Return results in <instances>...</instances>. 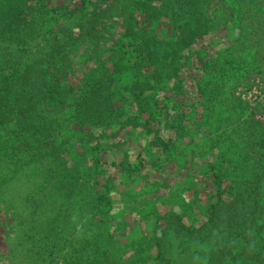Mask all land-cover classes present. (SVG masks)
Wrapping results in <instances>:
<instances>
[{"label": "rangeland", "instance_id": "rangeland-1", "mask_svg": "<svg viewBox=\"0 0 264 264\" xmlns=\"http://www.w3.org/2000/svg\"><path fill=\"white\" fill-rule=\"evenodd\" d=\"M233 2L0 0V61L14 60L16 51L26 58L36 54L34 62L50 57L39 67L27 61L24 69H11L24 79V88L51 98L55 113L64 98H89L85 127L74 130L71 147L58 123L54 131L33 117L35 108L26 121L9 122L3 151L21 147L27 134L41 143L26 154L23 168H0V264H242L246 229L252 226L257 232L248 246H264V226L255 225L264 214V177L253 183L264 154V62L249 48L247 28L252 15L264 17V0L254 1L261 11L243 7L239 20ZM136 23L147 32L128 35ZM237 38V54L252 64L241 63L221 79L200 57L224 52ZM137 77L152 87L142 120L135 97L125 90ZM159 100L164 116L152 130L172 137L178 150L171 156L150 146L155 134L141 126ZM112 112L106 129L96 127ZM176 121L186 134L173 132ZM88 131L100 141V173L96 149L83 145L89 144ZM140 153L145 164L139 171L116 167L138 163ZM214 166L222 169L226 191L219 220L205 227L220 200L209 179ZM104 189L111 207L100 211L97 199ZM181 218L204 231L189 235L178 224Z\"/></svg>", "mask_w": 264, "mask_h": 264}, {"label": "trees", "instance_id": "trees-1", "mask_svg": "<svg viewBox=\"0 0 264 264\" xmlns=\"http://www.w3.org/2000/svg\"><path fill=\"white\" fill-rule=\"evenodd\" d=\"M233 4L231 6H237V10L234 11V15L236 20L240 19V16L242 15L241 10L243 7L246 8H252L253 6H256V10L261 11V8H257V4H255V0H233ZM262 13L264 14V3L262 4ZM252 15L250 24H248L247 28L249 29L250 36L248 39L249 48L255 47L259 52V59L264 62V17L255 19ZM229 20V18H228ZM262 20V21H261ZM241 24V21L239 22ZM137 24H132L126 29V33L130 36H135L136 33H144L147 32L145 28H141L140 26L137 27ZM245 29V28H243ZM248 32V33H249ZM240 40V41H239ZM241 38L234 39L232 44H230V47L225 50L224 52H219L217 54H214L213 56L205 58V56L201 55L200 60L207 65L209 64V67L213 70H217L218 73H221V79L226 77V75L229 72H237L240 68V66L244 67V64H247V66H251L252 60L248 59L247 56H244L243 54H237L238 49L241 48ZM138 46V45H137ZM139 48V46H138ZM137 49V47H136ZM140 49V48H139ZM13 51V50H12ZM138 51V50H137ZM242 51V50H241ZM18 52H20L18 50ZM13 53V52H11ZM36 55V54H35ZM33 55L32 57H34ZM142 51H140L137 54V61L139 57H141ZM25 56H22L17 53L14 55V60H4L0 61V90L5 91V94L7 91H11L13 95H16V97H23V98H3L4 94H0V168H2V172L7 171V169L10 167L11 164H14L13 166H20L19 168H23V165L26 161V158L28 157L26 154L30 150H38L40 147L41 140H35L36 134H27V138L25 141H22L21 147L16 148H8L11 149V152L3 151V144L4 140L3 138L6 137V132L8 131V127L10 125V121L14 118H17L19 122L26 121L27 119L31 118V109L35 108L36 110L32 113L33 117L37 116L41 121L44 122V125H47V128L51 129L53 128L55 131L56 125L59 126V134H63L65 139V144L68 147L72 146L71 138L74 136V130L80 129L82 127H85L84 125V110L85 105L88 103L89 98H85V93H83V98H79L78 100L72 99L69 100V98H64V105H62V108H60L57 113L50 110L49 102L51 98H37V96L33 93V87L24 88V79L23 78H16L17 72L15 70H11L16 68L17 66H20L22 69H24L23 64L29 61L32 63V66H41L44 65V62L48 60L50 57L47 56H38V59L36 62H34V58ZM10 63L12 65H10ZM140 61L135 63V66H140ZM241 63H244L243 65ZM27 65H31L28 64ZM28 68V66H27ZM26 70V69H25ZM10 74L11 79L7 78L9 77L6 73ZM27 72L25 73V75ZM9 81V84H8ZM19 82V83H18ZM91 82H89L90 85ZM209 85H212L209 84ZM42 91L45 93V86L44 85H37ZM128 89L130 94L135 97L134 99L137 102L138 110L140 111V119L142 120V115L144 112H146L147 108L144 104L146 101V92L152 90V87L150 84H148L147 80H140L138 77L135 81V83H132L131 85L126 86L125 90ZM16 90V91H15ZM46 94V93H45ZM30 96L31 98H28ZM69 101V102H68ZM161 100H159L158 103V110H154V112L151 110L149 113L148 119L145 120L143 123H141L142 128L144 130H147L148 133L153 132L155 134V139L150 142V146H153L154 148H160L163 150L164 153L173 155L177 152V147L175 146L172 137H167L165 134H160V130L157 129L156 131L152 130V124L154 123H160L162 121V118L164 116V110H163V104L160 103ZM52 104V103H51ZM162 105V106H161ZM115 118L113 116V112L110 113L108 116V119L103 121L101 124H96V127L100 126L99 128L106 129L110 123V121ZM136 120V118H133ZM155 119H158L156 121ZM58 123V124H57ZM132 121L129 119L127 122L124 123V126L131 124ZM19 126V124H17ZM99 128H92L93 130H97ZM171 129L176 134L183 133L186 134L185 130L186 127L182 122L176 121L175 125L171 124ZM78 131V132H79ZM72 132V133H71ZM75 135H77V133ZM45 136V134H42V137ZM86 137L87 143L89 144H83L84 147L87 148H94L97 145L100 144L99 140H96L94 137H96V134L92 131L86 132L84 134ZM92 141H97L95 144H90ZM261 143H264V138L261 139ZM34 148V149H33ZM70 150V149H69ZM96 153H94L95 157V165L99 173L101 172V169L103 167V163L100 158V152L98 149L95 150ZM71 155V152H69ZM263 157L260 162L259 169L257 171V176L255 177L253 183L256 186V178L258 177V180L262 177H264V154H262ZM138 163L134 164L133 162H119L117 163L118 168H120L122 171L127 170H136L139 171L141 166L145 164V158H143L142 154H138ZM65 163H68V160H64ZM213 169V173L211 176H209V179H212V184L216 186L217 193L219 195L218 203L216 205L211 206V214L209 217V220L206 222L205 227H209L211 225H215L216 221L219 220L220 215L219 213V206L222 201V195L226 191L223 184V172L221 167L214 166L211 168ZM52 171V168L49 172ZM6 173V172H5ZM208 175V174H206ZM211 177V178H210ZM105 185H109V182L111 179L105 178ZM98 183H100V180H97ZM100 208V211H104L107 208L111 207V197L109 195V189H104L97 199V205L96 208ZM217 208V209H216ZM262 214V215H261ZM264 217L263 213H260V217L257 219L256 227L260 228L259 223L263 224L264 221H260L262 217ZM255 220V218L250 219V223H252ZM255 222V221H254ZM93 219L89 221L87 225H92ZM178 224L181 226L182 230L188 233L189 235L199 234L202 233L204 230L195 229L193 226L185 224L182 221V218L179 219ZM233 227V226H231ZM255 227V226H254ZM257 228V229H258ZM256 230H254L253 226L248 227L246 229V234L244 237V252L243 254H246L244 259L242 260V264H264V246L263 245H257L253 246V248H250L248 246L252 245L251 240L255 239ZM242 233V230H235L234 234Z\"/></svg>", "mask_w": 264, "mask_h": 264}]
</instances>
